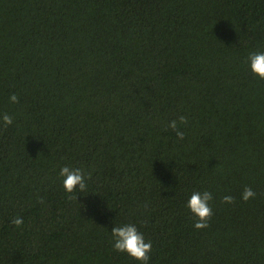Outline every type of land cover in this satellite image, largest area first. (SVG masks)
I'll return each mask as SVG.
<instances>
[{"label": "trees", "instance_id": "1", "mask_svg": "<svg viewBox=\"0 0 264 264\" xmlns=\"http://www.w3.org/2000/svg\"><path fill=\"white\" fill-rule=\"evenodd\" d=\"M254 52L264 0H0V264H141L113 250L126 224L148 264H264ZM63 166L85 191L64 190ZM197 191L213 196L203 229Z\"/></svg>", "mask_w": 264, "mask_h": 264}, {"label": "clouds", "instance_id": "2", "mask_svg": "<svg viewBox=\"0 0 264 264\" xmlns=\"http://www.w3.org/2000/svg\"><path fill=\"white\" fill-rule=\"evenodd\" d=\"M248 63L253 75L264 80V52L251 53L248 57ZM9 100L12 103L19 102V98L15 93L10 95ZM0 119H2L4 127H8L13 123V118L7 113H4ZM179 123L186 125L188 120L186 117L180 116ZM167 128L174 130L179 140L184 139V133L179 130L176 120L170 121ZM59 175L63 177V188L67 193L71 194L77 189H79L80 192L85 191L86 183L83 169L63 166L60 169ZM255 195L256 193L253 189L246 186L241 193V199L247 202L249 199L254 198ZM68 198L72 199L73 197L69 195ZM212 199V193L209 191H204L202 193L197 191L191 194L186 207L196 218L194 224L196 229H203L208 226L207 222L212 216V208L209 202L212 201ZM222 203H234V198L232 196H224L222 198ZM11 223L16 227H20L23 224V218L16 217ZM111 236L113 239L114 251L126 253L136 261L141 262V264H148L152 243L151 241H145L143 234L138 231L135 225H115L111 230Z\"/></svg>", "mask_w": 264, "mask_h": 264}]
</instances>
